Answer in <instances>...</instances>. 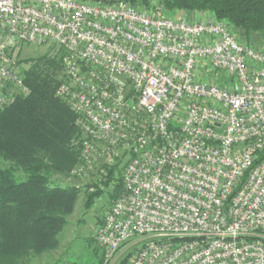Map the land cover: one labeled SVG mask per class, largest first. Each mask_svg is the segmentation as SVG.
<instances>
[{"label": "built area", "instance_id": "1", "mask_svg": "<svg viewBox=\"0 0 264 264\" xmlns=\"http://www.w3.org/2000/svg\"><path fill=\"white\" fill-rule=\"evenodd\" d=\"M28 45L63 51L71 174L122 169L95 235L103 264H264V45L162 1L0 0V109L31 92Z\"/></svg>", "mask_w": 264, "mask_h": 264}, {"label": "trees", "instance_id": "2", "mask_svg": "<svg viewBox=\"0 0 264 264\" xmlns=\"http://www.w3.org/2000/svg\"><path fill=\"white\" fill-rule=\"evenodd\" d=\"M85 1L101 5L127 2L148 8L162 1L167 11L207 12L227 21L239 41L249 46L259 48L255 36L264 43V0ZM62 53L31 59L33 64L24 73L30 94L0 109V264H24L32 254L58 247L66 215L76 203L75 187L51 182L54 171L71 172L80 155L74 145L79 135L76 114L56 94L64 75ZM18 170L24 172V178L18 176ZM122 176L118 164L104 181L106 186H114L113 201L123 192ZM102 194V189L89 193L87 205ZM93 252L103 264L102 248L96 244ZM131 255L129 252L118 264H127Z\"/></svg>", "mask_w": 264, "mask_h": 264}, {"label": "rangeland", "instance_id": "3", "mask_svg": "<svg viewBox=\"0 0 264 264\" xmlns=\"http://www.w3.org/2000/svg\"><path fill=\"white\" fill-rule=\"evenodd\" d=\"M168 16L175 19L187 17L192 19L194 12L180 10L168 11ZM256 47L262 48V42L258 41V36L254 37ZM61 49L56 45H28L21 54L26 65L33 64L31 59L46 53L54 54ZM5 164V163H4ZM20 178L25 174L18 170ZM51 182L64 187H75L77 189L76 203L73 211L66 215V224L59 234V245L55 249L40 255L32 254L24 264H99V258L94 254L93 249L97 244L95 238L99 221L103 219L105 212L111 207L113 198L111 196L113 185L106 186L104 181H97L94 178L75 176L71 172L54 171ZM97 189H102L103 194L96 197L91 206L87 205L88 194ZM95 239V243L91 239ZM128 252L124 253L127 254ZM121 258V257H120ZM119 263V258L114 264ZM128 264V263H127Z\"/></svg>", "mask_w": 264, "mask_h": 264}]
</instances>
